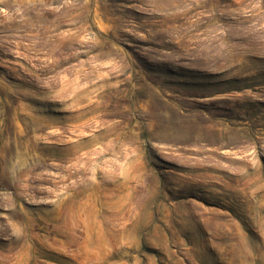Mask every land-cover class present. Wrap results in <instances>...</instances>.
<instances>
[{
	"label": "rangeland",
	"instance_id": "obj_1",
	"mask_svg": "<svg viewBox=\"0 0 264 264\" xmlns=\"http://www.w3.org/2000/svg\"><path fill=\"white\" fill-rule=\"evenodd\" d=\"M0 264H264V0H0Z\"/></svg>",
	"mask_w": 264,
	"mask_h": 264
},
{
	"label": "bare ground",
	"instance_id": "obj_2",
	"mask_svg": "<svg viewBox=\"0 0 264 264\" xmlns=\"http://www.w3.org/2000/svg\"><path fill=\"white\" fill-rule=\"evenodd\" d=\"M76 44V43H75Z\"/></svg>",
	"mask_w": 264,
	"mask_h": 264
}]
</instances>
